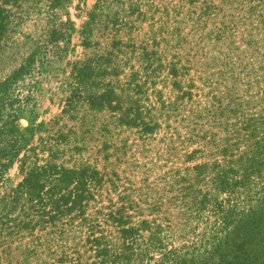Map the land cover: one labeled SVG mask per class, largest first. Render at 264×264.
Segmentation results:
<instances>
[{
  "label": "trees",
  "instance_id": "16d2710c",
  "mask_svg": "<svg viewBox=\"0 0 264 264\" xmlns=\"http://www.w3.org/2000/svg\"><path fill=\"white\" fill-rule=\"evenodd\" d=\"M85 1L0 0V57L25 51L0 78V264H256L264 0H99L62 114L30 147L17 86L63 62Z\"/></svg>",
  "mask_w": 264,
  "mask_h": 264
},
{
  "label": "rangeland",
  "instance_id": "374dc122",
  "mask_svg": "<svg viewBox=\"0 0 264 264\" xmlns=\"http://www.w3.org/2000/svg\"><path fill=\"white\" fill-rule=\"evenodd\" d=\"M99 0H86L78 7V2H75L69 9V13L73 22L76 24L77 32L72 37L71 50L64 54L63 62L58 63V57L44 60L41 65L40 84L36 80H28L18 84L16 94L18 99L13 104L12 112L18 118L17 125L20 129L26 130L28 137L31 139V146H40L42 140H46L52 130L56 126V122L62 114L65 106V101L70 95L72 89L69 76L72 66L75 62L83 60L87 51L82 46V39L78 33L82 30L84 23L87 21L88 13L93 9L94 5ZM33 18L31 25L36 22ZM67 19V18H66ZM65 19V20H66ZM27 34V33H25ZM36 36V33H32ZM21 45L25 40L20 38ZM17 51L20 53L18 61L5 60V57H0V78L10 74L14 66L23 57L25 51L19 47ZM58 70H55L58 67ZM52 72V75H50ZM20 180L19 164L16 163L6 176V185H12ZM262 238V242H260ZM255 247L260 250L264 249V230L262 236H257ZM256 264H264V254H261L259 261Z\"/></svg>",
  "mask_w": 264,
  "mask_h": 264
}]
</instances>
